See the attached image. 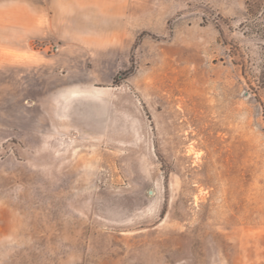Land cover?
<instances>
[{"label": "rangeland", "instance_id": "rangeland-1", "mask_svg": "<svg viewBox=\"0 0 264 264\" xmlns=\"http://www.w3.org/2000/svg\"><path fill=\"white\" fill-rule=\"evenodd\" d=\"M21 2L91 48L0 71V264H264V0Z\"/></svg>", "mask_w": 264, "mask_h": 264}, {"label": "crops", "instance_id": "crops-1", "mask_svg": "<svg viewBox=\"0 0 264 264\" xmlns=\"http://www.w3.org/2000/svg\"><path fill=\"white\" fill-rule=\"evenodd\" d=\"M21 3V0H0V71L58 70L64 55L70 56L79 45L80 48H91L89 36L63 28L66 15L52 12L48 4ZM35 38H55L65 42L62 49L59 47L57 52H49L47 48H36L31 42ZM60 93L70 96L81 94L78 89L69 88Z\"/></svg>", "mask_w": 264, "mask_h": 264}]
</instances>
